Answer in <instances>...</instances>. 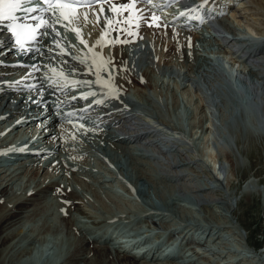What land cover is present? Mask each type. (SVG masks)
<instances>
[{
  "label": "rangeland",
  "instance_id": "1",
  "mask_svg": "<svg viewBox=\"0 0 264 264\" xmlns=\"http://www.w3.org/2000/svg\"><path fill=\"white\" fill-rule=\"evenodd\" d=\"M229 1H232L233 4L236 3L235 6L239 9L243 7L242 1ZM249 2V4H252L251 0H249ZM139 10L141 12L143 11L141 8H139ZM262 11H264V9ZM103 12L99 13V15L103 16ZM246 12L244 13L242 11L239 16H232L231 12L228 11L222 15L225 17L227 16V19L223 20V30L229 34L231 32V35L233 36L239 35V37H241L240 41L242 42V45L237 43L234 53L230 51L229 48L225 47V45H220L218 40L202 36L201 33L211 34L212 30L207 27L206 24L200 25L197 29H195L196 32L192 30L195 33V36L192 37L193 39L191 38L193 45L191 46L188 44L184 46L183 51L185 50L186 52L184 51L183 55L181 54V57L179 55L178 46L174 47V49H168L169 45L172 43V38L169 34V31L164 28V26L162 28H157L160 31L159 33L161 38L159 34H157L158 37H156L157 35L152 36L151 32L149 31L150 29L145 28V33L141 34L140 36H152V38L155 39L153 40L159 43L158 45H160V50L158 55L161 59V62H163L160 64H164L165 62L167 67L158 64L157 60H155L157 58L153 55L149 56L148 52H146V54H142L143 50H149L150 47L146 46L147 44H144L146 47L143 44L141 45L139 53L143 58H141L142 60L140 59V61H138L137 71L134 74L140 78V76L142 77V72L145 71L147 73V77L144 78L147 79L149 83L151 81L152 87L145 86V88H140L139 85L131 83L129 79L127 82L130 83H128L127 86L131 90L130 95L136 102V111H139L143 107L147 108L148 103H151L157 109L154 110L151 107V113L145 110V113L137 112L135 116L136 118H138V116L139 118L142 116L141 122L144 123L145 126L149 127V129L146 130H153L154 133L160 134L158 130L160 127L168 131V134L171 133L173 135L165 136L164 134L167 133L163 131L164 134L161 133L158 138L155 136V141L158 147L163 150L161 151L163 152L162 154H175V156H168V159H171V164L175 163L173 159L178 160L180 157H184V159L189 160V163L176 166V168L174 165L173 167H168L167 164L169 162L163 164L158 161L156 162L157 159L155 157H162V159L169 161L168 159L163 158V156L160 153H157V151H155L154 158L151 156L152 150H150V148L153 147L147 146L146 150L143 151L138 148L135 149V146L137 145L136 143H129L126 145L127 149L134 148L129 150V153L135 152L134 156L132 155L134 158L130 159V157L128 158L129 155L123 154L121 152L116 153L112 146H109L104 141H101V147L104 146L106 149L105 151H108L110 154H112V157L118 155L125 158L126 160L119 166L111 163L109 165L111 166L110 168L107 166L109 163L107 158L109 157L106 158L104 155L99 156L98 152L99 149H101L99 144L100 142H94V146H90L82 141L81 143L87 146H80V150L83 148L82 155L85 156L86 160L83 158L73 159L69 154H65V158L66 155L68 157L67 162L69 161L68 163H70L69 165L72 167L69 169V171H73L77 174V178L73 175L76 180L72 177V173H70V177L67 178V175L63 173V171L66 170V167L64 165H60V163H58L59 166L57 168L59 171L57 175L58 178H56L63 185H67V183L70 184L69 186L77 191L78 194L86 192L88 194V199H91V201L84 197L80 198L79 196L78 198L80 199L76 198L78 203L83 209L86 210V212H88V214L94 216L97 221L100 219H105V222L100 224V228H97V225L91 223L88 218L82 216L76 211L71 210L70 212L72 214H69V218L73 219L71 221L75 227L78 228V230L81 228L80 230L82 233L79 230L81 234L84 232L90 236V234H94L91 232L97 230L96 232L100 233L102 230H104L112 235L110 240H116V242H119L120 244H130L131 250H135L140 246H148L150 247V251H153L152 253L160 248H167V246L172 242V238L175 237L174 234L178 236L180 235L182 238H180L181 241L184 242L181 247V254L183 255L179 254L178 258L166 259L164 264H237V262H239V258H242L245 254L248 255V259L243 258V260H241L238 264H253V262L254 264H260V261H257L256 259L259 257L260 251L264 252V233L261 230L264 228V180L263 183H259L257 179L259 177H264V171H262L257 177L252 173L259 166L264 168V160H262L259 165H256L255 162V164L253 163L254 165L250 167L252 158H250L249 154L243 152V149L250 147L249 143L251 142V146L254 144L259 156L261 159H264V127L259 125L256 126L254 124L255 121L253 118H251V116H249V111L247 109L248 101L254 99L259 101L260 95L262 92H264V81L252 77L254 74H250L249 70L253 64L258 65V63H260V59L255 62L250 60L249 64H246L244 60L249 58V47L253 50L260 49L262 46H264V13L255 14L252 6L251 10L247 13ZM251 14H253V16ZM130 16L131 15L128 16V19L131 18L130 20L134 21L132 20L134 17ZM75 24L76 28L78 30H82L83 32L79 31V36L77 33L67 34L65 36L67 41L77 43L82 36H84L83 40L85 42H87L92 36H96L97 38L96 34L99 31H96L97 27L93 23H91L92 25L90 24L91 29L86 25L84 26L76 23V21ZM136 24L140 25V22H136ZM134 27L135 26H133L132 29H134ZM141 28V26H137L132 32L139 33ZM173 28L176 29L174 25ZM179 30L180 32L184 31V28ZM94 32L95 34H93ZM172 32H174V30ZM175 33L176 32L173 34ZM126 40L127 36L124 37L121 45L114 46L122 50L124 48L125 50V47L129 45L127 43L123 44ZM233 43L231 42V44ZM165 44H168V46ZM244 44L248 45L243 47ZM195 45L197 47H195ZM246 49L248 52H246ZM114 51L115 53L117 52V55L120 59L124 58V56H122L116 49ZM101 52L105 54L104 58L109 64H111L109 57L110 47L108 46L104 48V50ZM253 52L255 51L253 50ZM175 56L178 57L176 58ZM207 57H211L210 59L213 62L214 67L223 74V77L226 80L225 85L222 83L220 78L218 79L214 74L211 75L209 71L204 70V67L209 70V67H207L208 63L205 60ZM198 67L201 68L199 69ZM253 68V70L256 69L255 72L258 71L257 68ZM213 70L215 71V69ZM207 72L208 75H206ZM122 75L124 76V73ZM122 75L121 73L119 74L118 72H113L110 76L122 77ZM240 76H243L245 80L240 79ZM144 78L142 77L141 79L143 80ZM194 78L196 79L195 81H193ZM250 80H253V83ZM208 84H213L212 88L215 89V87H217L216 89H218L219 92L220 90L223 92V87L224 91L226 90L225 87L230 90H234V88L237 87L242 89L244 88V94L247 95V97L245 96L243 98L242 94L237 95L238 97H234L233 95V97L231 96V98L235 99L237 103L236 106L238 111L234 112L233 114L239 117V120H236V122L239 123V126L235 123L234 119L230 121V114H228L227 111L229 106L222 95L219 96L218 94V96H216V93H213L214 102L212 104H207V101L204 98V95L206 96L204 92L207 89ZM197 87L202 91L198 90ZM249 92L251 94L253 93V95L248 96ZM145 94L150 99V102L145 99ZM158 109H160V111H158ZM157 111L159 114H155ZM153 112L154 114H152ZM235 116H232V118H236ZM244 118L245 120H243ZM240 120H243L244 123H240ZM228 123L231 124V128L233 130L232 133H230L228 128L225 127V125ZM200 124H203V129L199 127ZM235 124L237 126H235ZM1 127L2 126L0 125V135L2 136L3 134L5 135V130H2ZM143 132L149 131L144 130ZM95 134L96 133L93 132V135ZM226 134H229L230 137H228L229 135L226 137ZM95 138H97V136H95ZM75 142L79 143L77 138H75ZM236 142H238V144ZM64 144L67 145V149L68 147L71 149L70 146L72 144V139H64ZM175 146H177L178 149L180 148V152L183 154L172 151L171 149H174ZM238 146L240 149H242L241 152L239 148H237ZM208 151H211L213 156L217 159L216 164H213V159L211 160L210 156L208 155ZM72 161L76 163L73 164ZM9 164L10 165H6L5 167L4 164H0L2 165V167L0 166V171L3 173L6 168L13 169L12 165L14 163ZM217 164L219 165V168L217 167ZM236 166H238L241 171L244 169L245 170L243 172H238L236 171ZM160 167L163 170L162 173L160 171ZM166 169L169 171L175 169L174 175L181 174L180 177L184 175V172L187 175L183 176L185 178L182 177L183 179H181L179 176L174 177L171 174H166ZM23 170L22 168L17 170V172H20L19 176L23 178V182L22 180H16V182L20 183L21 185L25 183V180L28 179L27 177L29 175H26ZM92 170L94 171L92 172ZM142 171L143 173L149 172L148 176L141 175L137 177V174L140 175L139 172ZM113 175L115 177H113ZM252 179H256V184L254 187L251 184L247 185V182ZM79 180L86 182L89 185V188L86 190V185L83 186L84 184H80ZM103 181H107L106 184H104ZM132 181H134V183ZM14 186H17V189H19V184ZM197 186L202 188L204 187L201 192H204L203 194H208L207 197L209 195L213 196L214 199L209 200V198H207L206 202H197L195 199ZM209 186H219V189L215 193H209L207 191ZM257 188H259L261 191H258ZM21 190L17 191L15 194L16 197L24 192ZM245 190L251 191V193L254 195L252 197L253 199L251 200L252 203H250L251 206H249L248 211L245 212L242 209L237 210L238 213L234 218V220H236L238 218L240 219L241 216H244V219H242L243 223H248L247 228H245L242 223V226L236 223L242 233L245 234V238H243L242 234L239 235L235 232L236 229L232 230L231 227L229 229V226L227 225V227L226 224H224L223 221H227V218H229L228 212L225 211L226 209L222 201L219 199L220 197L218 198L216 195L224 193V196L227 194V196L231 198V201H234L236 197L238 200L242 198ZM44 194H46L43 200L46 204V208H48L47 214H50V212L53 214V216L52 214L49 215L48 223L52 222L53 224L51 226L54 224L59 225V230H63L62 226L65 229L63 231L60 230L61 232L57 231L54 234L50 232H45L41 235L39 234V236L50 235L52 240L50 242L45 240L39 243L37 240L33 239V241H35V249L32 252H39L40 248L45 244L44 246L50 252L54 253L56 260L58 258L62 259V255H66V253L68 254L67 251H70V246H72L70 244L71 242H69V237L66 236L67 231H65V223L62 221V223L57 224L58 222H61V217H59V215L62 214L64 210H62L61 207L58 208L60 205H58V203H56L52 198V191H48ZM96 195H98V197ZM0 196L3 197L2 195ZM4 199L5 198H2L0 200V204L7 203L4 202ZM57 210L60 212V214L57 212ZM209 210H211V215L208 214ZM53 211H55L56 214ZM57 213L59 214L58 217ZM57 219L59 221H57ZM40 223V220L36 221V223H26L24 224V229L27 230V228H30L31 226L36 227ZM202 228H206L205 232H207L209 235L203 234ZM34 232L37 233L36 230ZM58 232L59 235L57 236ZM250 232H252L251 235L253 244L251 243V247L247 249L243 245L246 242L247 233ZM68 235L72 237L74 234L71 231ZM80 235L76 236L82 238ZM191 237H193L195 240H193ZM197 240L198 242L200 241L198 243L199 245H197V242L196 244H193L195 243L194 241ZM221 241L224 243L226 242V244L222 243ZM240 244L242 245L240 246ZM106 245L109 247V241ZM224 245L229 246V248L224 249V247H226ZM31 246H33V244L26 245L25 243H22L21 248L29 249ZM253 247L255 249H261L259 250L258 256L256 255V250L254 252L252 249ZM115 250L118 251L116 248L111 249L113 253ZM226 250H228V252ZM248 250L253 251L248 253ZM144 256L148 257L145 258ZM254 256L256 257L254 258ZM20 258L28 259V254L23 255ZM132 258L133 259L130 261V264L131 262L132 264H139V261L142 264H161L160 262L156 263V260H153L149 256L148 252L144 253L138 258ZM189 258H192V260ZM179 260H186L187 262L184 261L185 263H183L179 262Z\"/></svg>",
  "mask_w": 264,
  "mask_h": 264
},
{
  "label": "bare ground",
  "instance_id": "2",
  "mask_svg": "<svg viewBox=\"0 0 264 264\" xmlns=\"http://www.w3.org/2000/svg\"><path fill=\"white\" fill-rule=\"evenodd\" d=\"M238 1H242V3H243L242 4L243 7L240 8L241 10L238 7H236L235 6L236 3L233 4L232 1L214 0V4L211 7V9L213 8L212 13L214 15V18H217L218 20L220 19L219 21H222L221 23L224 24L223 20L227 19V16L226 17L222 16L224 9L231 12L232 16H239L242 11L244 13L246 11L247 12L250 11L251 6H252L255 14L264 13V11H262L264 9V0H251L252 4H249L250 3L249 0H238ZM124 4H131V0H120L118 2H112V3L106 4L104 6L105 12H103V16L99 15L100 7L94 8L93 11H91V12H89L91 9H84V10H80L79 12H77V13L81 14L82 16H80V19H76V23H79V24L84 25V26L86 25L89 28L91 27L90 24L93 23L97 27L96 31H100V33H98V35H97V38H99L98 40H101L102 38H104L107 35L106 39L109 41V47H110L109 57H110L111 63L114 66H116L118 69L124 70V72H125L124 76L122 75L123 73L121 74L123 77L116 78V80L112 79V77H109L110 80L101 81V83L104 84V87L102 88L103 91H109L110 94H113V97L111 98V99H113L112 104L116 105L118 108L115 109L114 111H111V112H109L108 110L105 109L104 110L105 113L103 115L99 116L98 118H96V120L101 122L103 124V126L101 128L94 130L93 132L96 133L95 136H97V138L99 137L98 139L96 138V140L104 141L105 143H107V145L112 146V148L115 150L116 153L121 152L123 154H126V149H127L126 145L129 143H136L139 147H140L139 144L144 145L145 148L147 146L153 147V148H150V150H152L151 156H153V158H154L155 151H156V149H154V144H156V141H155L156 140L155 139L156 134L154 133L153 130H146V129H149V127L145 126V124L141 122L142 116L140 118H139V116H138V118H136L135 114L137 112L145 113V110L151 113L152 108L154 110L157 108L154 107V105H152L151 103H148L147 108L143 107L139 111H136L135 104L132 101H127V103H123L124 98L121 96L120 93L116 92L113 89V86L115 85L116 87H118L120 89L125 88L126 87L125 86L126 85L125 78H126V79H129L131 81V83L139 85L140 88L141 87L145 88V86L152 87L151 81L149 83L148 80L144 78V77H147V73L145 71L142 72V77L144 78L143 80L141 79L142 78L141 76L139 78L134 73L137 71L138 61H140V59L143 58L142 55L139 53V50H140V47L142 44L143 45L147 44L146 46L150 47L149 50L148 49L143 50L146 47L144 45L145 47L142 49L143 50L142 54H146V52H148L149 56L153 55L157 58L155 60H157L158 64L163 63V62H161V59L158 55L159 50H160V47H159L160 45H158L159 43L154 41L155 39L152 38V36L157 35V34H159V36H160V33H159L160 31L157 28L158 27L162 28L164 25H163V21L159 18V16L155 22L150 24V20H151L150 14H152L153 12L146 10L143 13H139L138 9L142 4L138 3V2H136L134 6L128 8L127 10H121L119 12H113L111 10L113 5H115L117 8H119L121 5H124ZM100 13H102V12H100ZM249 13H252V12H249ZM85 14L87 15V20H85V18H84ZM129 15H135L136 20L133 22L130 19H128ZM251 15L253 16V14H251ZM98 18H99V20L97 22ZM229 18H231V17H229ZM109 19L113 20V23L111 25H109L107 23V21ZM188 19L189 18L187 16H183L180 19V21L186 22ZM259 19H260V17H259ZM195 20H196V18H195ZM116 21H120V22L116 23ZM136 22L137 23L140 22L141 26H149L150 27L149 31L151 32L152 36L151 37L146 36V35H145V37L137 36L135 41L129 42V45H127L125 47V50H124V48H123V50L120 48L118 49L116 46L121 45L122 40H123L122 39L123 36L129 30H132V26H133V24H136ZM194 22L195 21H191V23H189V24H193ZM186 27H188V28H186ZM251 27L253 28L252 25H251ZM164 28H166L169 31V34L171 35V38H172L171 39L172 43L171 44L168 43V44H170L168 49H174V47L178 46L179 55L181 57V54L183 55V53L185 51V50L183 51V49H184L183 47L188 45V44H190L191 46L193 45L191 42V38L193 36H195L194 35L195 33L190 29V26H188V25L184 26L185 30L181 31V32L179 29H177V31H176V29H174L173 26H169V25H165ZM248 29H250V28H248ZM173 30H174V32H176L175 34H173L174 32H172ZM101 32H102V34H101ZM103 32H105L106 34ZM93 34H95V32ZM156 37H158V35ZM236 37L237 36L231 35V32H230V36L225 38V41L224 40L222 41L223 45H225V47L229 48V50L231 51V48H232L233 44L235 43L234 41L237 40ZM160 38H161V36H160ZM38 39L40 41H42L44 39L41 32H40ZM156 39H158V38H156ZM6 40H8V41H6ZM231 42L232 43L234 42V43L231 44ZM3 43L9 44V43H12V40H10L7 37L5 39V41H3ZM240 43H242V42H240ZM105 44L106 43H103L102 40H101V42L99 41V43L97 45V51H100V52L103 51L105 48ZM168 44L167 45L165 44V45L168 46ZM38 45H39L38 43L31 44V45H29V47L27 49L22 50L21 53L23 55L19 60H16L14 57L13 53H15V50L8 51L7 56H6L7 58L4 59V61L8 60V61L13 62L11 65L1 66L3 61H1V59H0V70H6L8 73L11 74V75L3 78V80H8L9 82L6 84L9 86H13L17 90L15 92H11V93L4 92V89L2 88V85H3L2 80H0V87H1V89H0V125L2 126L1 129L5 130L6 136L14 135L16 133H20V134H26L28 139H32L36 135H35V131L30 130V127L36 126L38 123L45 120L49 116L48 112L44 111V110H48V109H46V106L43 104V102H40L41 99L45 100L46 97L40 96L39 94H37V91H35L36 88H34V90L28 96L20 97L22 91L25 90V86L23 87V84H26L27 82L30 81L29 79L21 78V76L23 77V76L27 75V73L29 71L34 69L33 67H29L27 65H24V61H26L27 59H29L31 56H33L36 53V48ZM114 45H116V46H114ZM195 47H197V46L195 45ZM165 48H167V47H165ZM256 48H258V47H256ZM115 49L122 56H124V58L120 59L117 55V52L115 53V51H114ZM253 50L255 52H253ZM253 50L249 47V49H248V51H250L248 54L249 58L247 60H244V62L246 64H249V60L254 61L253 59L262 58V59H260V63H258V65H256V64L255 65L253 64V66L250 65L251 67L249 70H250V74L251 73L254 74V75H252V77H255L256 79H261V81H264V57L259 56V55H264V46H262L260 49H253ZM248 51L246 49V52H248ZM175 55H176V53H175ZM103 56H105L104 53H103ZM185 56H187V55H185ZM175 57L177 58L178 56H175ZM54 58H55V56H52V55L49 56L48 59H46L45 57L39 56L37 58V62L45 64L46 62L47 63L52 62L54 60ZM187 59H189V58H187ZM205 60L208 63L207 67H209V70L206 69V67H204V70L209 71L211 75L212 74H214L215 76L219 75L220 74L219 70H217L214 67L211 59L209 57H207ZM71 61L77 62L74 58L71 59ZM54 63L57 64L58 62L54 61ZM90 63L93 67H97L98 63H99L97 56L90 55ZM165 64L166 63L164 62V64H160V65H164L165 67H167V65H165ZM169 65H171V64H169ZM256 66H258V67H256ZM253 67L257 68L258 71L255 72L256 69L253 70L254 69ZM77 68L79 70H82L83 72H85L87 70L84 66L77 67ZM198 68L200 69L201 67H198ZM213 69H215V71ZM93 71H97V70L93 69ZM2 72L5 73V71H2ZM33 73H35V72H33ZM2 75H4V74H2ZM206 75H208V72ZM95 76L99 77L102 75L97 71V74H95ZM217 78L218 79L220 78L222 80V83H224L223 78H221L220 76H217ZM195 80L196 79L194 78L193 81H195ZM251 82L253 83V80ZM31 83H34V84L39 83V80L36 79V75H35L34 81H31ZM210 84H208V87L206 90L204 89L205 92L203 91L206 94V96L204 95V98L207 101V104L208 103L212 104L214 102L213 93H216V96H218V94H219V96L222 95L224 97L226 103L229 106L228 107L229 109L227 111H228V114H230V117H229V118H231L230 121H232V119H234L235 123L239 126V123L236 122V120L239 117H237L233 114L234 112L238 111L237 110L238 108L236 106L237 103H236L235 99L231 98L230 92H228L227 90L224 91V87L222 88L223 92H221V90L219 92V90L216 89L217 87H215V89H214V88H212L213 84L212 85H210ZM197 89H198V87H197ZM91 90L92 89L89 88V91H91ZM198 90H201V89L199 88ZM245 91H246V88H245ZM57 94H58V92L53 93V95H57ZM146 94L144 95V97H145V99H147L148 102H150L149 101L150 99L147 97ZM233 94H234V92H233ZM10 95L15 96L14 97V103L11 107L6 105L8 100H9ZM249 95H253V93L251 94L249 92L248 96ZM245 96L247 97V95L242 94L243 98ZM47 98L50 99L51 97L49 96ZM52 100H53V97L50 99V101H52ZM247 105H248L247 109L249 111V116H251V118H253V120L255 121L254 124L256 126L259 125L261 127H264V92H262V94L260 95L259 101H256L255 99L250 100L247 102ZM122 106H128L129 107V112L132 114L131 119L124 120V116H121L122 111H121V109H119V107H122ZM94 109H97V108L94 106L90 108V110H94ZM230 109H231V111H230ZM49 110L53 111V108H50ZM97 111L101 112V110H97ZM158 111H160V109H158ZM158 111L155 114H159ZM152 114H154V112ZM232 116H235L236 118H232ZM116 120L118 121L117 126L121 127V129L123 131L117 132V133L114 131H110V134H109L110 136H107V137L103 136V129H104L105 124H109V127H110L111 123L116 121ZM137 120L139 123L137 122ZM243 120H245V118ZM243 120H240V123H242ZM130 123L133 124L134 128L132 130L125 129V127ZM236 124H235V126H237ZM199 127L201 129H203V124H200ZM225 127L228 128L230 133L233 132L230 123L226 124ZM64 128H65L64 121H62L61 118H55V119L51 120V122L49 124L43 126V128L41 129V131H43L45 133V136L42 138H38L37 140L33 141L35 145L40 146V149L42 150V152L34 154L33 156H31L28 159L21 160L19 163H17V165L13 164L12 165L13 169H7L6 168L3 173L0 171V195L3 196V197L0 196V200L2 198H5L4 202H7L8 204H10V205H8L7 203L0 204V264H130V261L133 259L130 254L125 253V252H119V250L118 251L115 250L113 253L111 251V249H114L115 247H111V249H110L106 245L108 240L107 241L105 240L104 242H100V241H97L94 239V237L96 235H100V237H103L105 234H108L106 231L101 229L102 232L99 231L100 233H97L96 232L97 230H96L94 232H91L94 234H90V236H88L84 232H83V234H81L82 233V231L80 230L81 228L79 229L81 231V233H80L78 228L75 227V225L72 223L71 220H73V219L69 218V214L71 213L70 211L73 210V211L80 213L82 216H85L86 218H88L91 223L97 225V228H100L99 227L100 224L105 222V219H102V220L100 219L97 221L94 216L88 214V212H86V210L83 209L82 206L78 203L76 198H78L79 196H80V198L84 197V198L88 199V194L86 192L82 191L83 193L82 194L79 193L80 194L79 195L77 193V191H75L74 189H72L69 186L70 184L67 183V185H63L56 179V178H58L57 175H58V171H59L57 168L59 166L58 163H60V165H64L66 167V170H64L63 173H65L67 175V178L70 177V175H71L70 173H72V177H73V175L74 176L77 175L75 172L69 171V169H71L72 167L69 165L70 163L67 162V158H68L67 155L68 154L73 159H80V158L85 159V156L82 155L83 154L82 153L83 148H82V150H80V147H79V150L77 152L73 151L72 149H69V147L67 149V145L64 144V139H68V140H71V139L65 135L66 133L64 131ZM174 129H176V128H174ZM210 129H212V128H210ZM141 130H143V131L145 130V131H149V132H143ZM235 131H237V130H235ZM0 134H1V130H0ZM228 135L229 134H226V137ZM233 135H236V134H233ZM228 137H230V135ZM77 140L80 143L79 146H81V145L86 146L85 144L90 145V146H94V144H95L94 142L92 143V142L83 141L81 138H77ZM82 141L85 144H82L81 143ZM96 143H99V142L96 141ZM236 143L238 144V142H236ZM252 143H254V142H252ZM249 144H250V147L244 148L243 152H246V154H249L250 158H252L250 167L252 165H254L255 162H256V165H259L262 162V160H264V159H261V157L259 156L254 144L252 146H251V142ZM90 146H89V149H90ZM237 148H239V150L241 152L242 149H240L239 146ZM241 148H243V147H241ZM171 150L175 151L177 153L180 152V148L178 149L177 146H175V148L174 149L172 148ZM208 152H209L208 155L210 156L211 160L213 159V164H216L217 159L213 156L211 151H208ZM66 153H67V155L65 158ZM75 153H77V154H75ZM180 153H182V152H180ZM182 154H180V155H182ZM170 155L175 156L174 153H171ZM129 157H130V159L134 158V157H132V155L128 156V158ZM155 158L157 159L156 161H158L162 164L169 162L167 164L168 167H173V165H174L176 168V166H180V165H184L186 163H189V160L184 159V157H180L178 160L173 159V157H172V159L175 163L171 164V159L169 160L168 156L166 154H163V158L168 159L169 161L162 159V157L161 158L155 157ZM263 158H264V156H263ZM72 163L75 164L76 162L72 161ZM0 166L2 167V165H0ZM218 166L219 165L217 164V167ZM20 168H22V170L24 169L23 171L26 173V175L29 174L27 177L28 179L25 180V183L24 184L22 183L23 185L16 182V180L18 181V180L23 179L19 176L20 170L17 172V170ZM236 169L235 170L238 172H243L245 170L244 169L241 171V169L238 168V166H236ZM160 171L162 173V171H163L162 168ZM165 171H166L165 172L166 174H168V175L171 174L174 177L179 176V178H181V179L185 178L183 176L187 175L184 172V175H182V177H183L182 178V177H180L181 174H179V175L175 174L174 175L175 169L170 170V171L166 169ZM262 171H264V168L259 166L252 174L257 177L261 174ZM92 172H93V170H92ZM136 172H138V171H136ZM114 173H115V171H114ZM139 173H140V175L137 174V177L141 176V175L148 176L149 172L143 173V171H142ZM241 174H243V173H241ZM29 176H31V177H29ZM110 177H112V176H110ZM113 177H115V176L113 175ZM130 177H132V176H130ZM76 178H77V176H76ZM257 180L259 183H263L264 177H259ZM22 182H23V180H22ZM79 182H80V184L81 183L84 184L83 186L86 185L85 186L86 190H87V188H89V185L86 182H82L81 180H79ZM103 182H104V184H106L107 181H103ZM132 182L134 183V181H132ZM15 183L19 184V186H18L19 189H17V186H14V185H18ZM250 184L253 185V187H254L256 184V179H252L249 182H247V185H250ZM191 187H192V185H191ZM92 188H93V186H92ZM196 188H197V192H195V199L197 202H200V201L206 202L207 198H209V200L214 199L213 196L209 195L207 197L208 194H203L204 192H201L204 189V187L202 188V187L197 186ZM263 188H264V186H263ZM257 189H258V191H261L259 188H257ZM18 190H21L24 192L21 195H18L16 197L15 194L17 193ZM246 190H245L244 195H242V198H240L238 200L236 197L234 201H231V198L228 197L227 194L225 196H224V193H220V194L216 195V196H218V198L220 197L219 199L224 204V207L226 210L225 209H223V210L228 212L229 218H227V221H223L224 224H226V226L228 225L229 229H230V227L232 230L236 229L235 232L239 235H241V231H240V228H238L236 223H238L239 225H241V223H242L245 228H247L248 223H246V222L243 223L242 219H244L243 218L244 216H241L240 219L238 218V219L234 220L235 216L238 213L237 210L242 209V210H244V212L248 211L249 206H251L250 203H252L251 202V200L253 199L252 197L254 196L253 193H251V191H246ZM48 191H52V198L54 199V201L56 203H58V205H60V206H58V208L61 207L62 210H64L63 211L64 214L63 213L60 214V212H58V210H57V212L61 215L60 216L57 213V217H58V215H59V217H61V219L58 218V219H60L61 222H58L57 224L62 223V221L65 223L64 224V226L66 227L65 231H67L66 236L69 237V242H71L70 244L72 245V246H70L71 250L67 251L68 254L67 253H66V255L63 254L65 256H63L61 254L62 259L58 258L57 260L55 259L54 253L50 252L44 246L45 244L40 248L41 251L39 250V252L38 251H35L34 253L32 252L35 249V241H33V239L37 240L39 243L46 240V238H45L46 235L39 236V234L41 235V234H44L45 232H47V233L50 232V233L54 234L57 231H60V230L63 231L65 229L62 226L63 230L62 229L59 230V227H60L59 225L54 224L53 226H51L50 225L51 222L48 223V219H49L48 217L52 213L50 212V214L49 213L47 214L48 208H46V204L44 203V200H43V198H45V195H46L44 193H47ZM212 195H213V193H212ZM96 196L98 197V195H96ZM80 198H78V199H80ZM89 198H91V197H89ZM89 201H91V199ZM206 211H207V209H206ZM210 211L211 210L208 211L209 215H211ZM53 212H55V211H53ZM55 214H56V212H55ZM52 216H53V214H52ZM55 218H56V215H55ZM257 218H258V216H257ZM50 219H52V218H50ZM58 219H57V221H59ZM38 220H40L41 223L38 224L36 227L31 226L30 228H27V230L24 229V224L36 223V221H38ZM61 225H63V224H61ZM220 226H222V225H220ZM244 227H242V228H244ZM214 229H215V227H214ZM35 230L37 231V233L34 232ZM261 230L264 233V228H262ZM71 231L74 234L72 237L68 235ZM202 231H203V234L209 235L207 232H205L206 228H202ZM252 232L247 233L246 242L243 245L247 249L249 247H251V243L253 244L252 235H251ZM76 235L82 236L83 239L79 236H76ZM70 237H71V239H70ZM191 238H193V237H191ZM198 240L196 241L197 245H199L198 243L200 242V241L198 242ZM196 242L195 243L192 242V243L196 244ZM22 243L23 244L25 243L26 245H32L33 244V246L29 247V249L28 248H26V249L21 248ZM222 243H224V242H222ZM224 244H226V242ZM171 245L168 246L167 248H164L161 250V252L167 251V253H168L167 256H169V254H171L170 257H167L166 259L179 257V254L175 255L174 245L172 247H171ZM202 245H203V243H202ZM241 245L242 244H240V246ZM224 246H226V245H224ZM24 247H25V245H24ZM146 247H147V250H145L142 253H146V251H148V252L150 251V247H148V246H146ZM146 247H140V248H146ZM225 248H229V246L224 247V249ZM156 251H158V250H156ZM226 251L228 252V250H226ZM252 251L248 250V253L252 252ZM256 252H257L256 255L258 256L259 250H256ZM172 253H174V254H172ZM261 253H262V255H261ZM26 254H28V259H25V258L21 259L20 258ZM153 254L154 253L151 254V258L153 257ZM245 255H247V254H245ZM244 256L242 258H239V260H238L239 262L236 261L237 264L240 263V261L243 260V258L248 259L247 258L248 255L246 257H244ZM255 257L256 256H254V258ZM189 259L192 260V258H189ZM261 259H262V261H261ZM256 260L260 261V264H264V252L263 251H260L259 257H257ZM131 264H132V262H131ZM139 264H142V263H140V261H139ZM233 264H236V263H233ZM253 264H254V262H253Z\"/></svg>",
  "mask_w": 264,
  "mask_h": 264
},
{
  "label": "snow or ice",
  "instance_id": "3",
  "mask_svg": "<svg viewBox=\"0 0 264 264\" xmlns=\"http://www.w3.org/2000/svg\"><path fill=\"white\" fill-rule=\"evenodd\" d=\"M44 2L48 3L50 7H56L61 9L60 16L67 20L69 24L72 23L73 20L79 19V14L75 11L74 5H81L85 3V0H44ZM87 5L91 6V3L93 0H86ZM99 2V0H97ZM143 3H151L152 0H142ZM205 3L208 2V0H204ZM35 3L37 6L40 3V0H0V22H3L5 20L12 21L13 23L9 26V30L13 31L14 34L17 36V43L21 44L22 46V37L27 33L29 34L30 39H35V32L36 29L42 28L45 25H47V21L43 20V18H38L35 16L30 17L33 20H39V22L33 26L31 24H17L16 21H18L20 18L16 15L17 12H24V13H33L37 11V7H24L25 4H33ZM136 3V0H131V4H124L121 5L119 8H117L115 5L112 6L111 10L113 12H119L121 10H127L128 8L134 6ZM203 7V5H201ZM64 9H69L70 11L65 12ZM47 11V9H45ZM101 11L103 9L101 8ZM181 15H184V13H181ZM85 20H87V15L85 14ZM154 19H158V17H154ZM99 18L97 19L98 22ZM120 21H116V23H119ZM109 25L113 23V20L109 19L107 21ZM71 31H75L77 35H79V30L72 28L69 29ZM44 35H47V33H43ZM81 43H85L83 39H81ZM103 63H107L106 61ZM98 70L101 66H97Z\"/></svg>",
  "mask_w": 264,
  "mask_h": 264
}]
</instances>
